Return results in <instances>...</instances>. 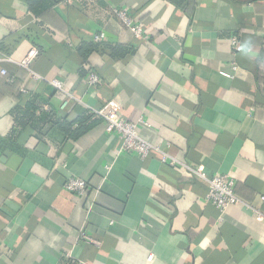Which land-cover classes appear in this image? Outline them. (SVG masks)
Segmentation results:
<instances>
[{
	"label": "crops",
	"instance_id": "0c3cea01",
	"mask_svg": "<svg viewBox=\"0 0 264 264\" xmlns=\"http://www.w3.org/2000/svg\"><path fill=\"white\" fill-rule=\"evenodd\" d=\"M112 99L242 203L221 215L160 152H120L93 112ZM0 264H264V0H0Z\"/></svg>",
	"mask_w": 264,
	"mask_h": 264
},
{
	"label": "built area",
	"instance_id": "2783aa9c",
	"mask_svg": "<svg viewBox=\"0 0 264 264\" xmlns=\"http://www.w3.org/2000/svg\"><path fill=\"white\" fill-rule=\"evenodd\" d=\"M114 13L127 28L133 31L136 37L143 36L144 28L142 24L136 20L135 16L130 15L122 9H114ZM101 39L102 35L95 36V40L99 41ZM233 41L235 44L237 38L235 37ZM36 55L37 50L34 49L30 51L28 55L20 61V65L30 69V65ZM237 68L235 64L233 69L237 70ZM2 73L6 74V71L3 70ZM99 82L100 76L98 73L95 71L90 72L88 85L93 87ZM48 83L57 91L66 93L68 96L67 101L74 98V96L65 90L64 84L60 79H51L48 80ZM21 90L26 92L25 88H21ZM93 112L97 117L103 119L105 129L108 133L114 134L121 139L120 152H132L141 159H145L152 151H158L162 155V162L168 163L173 167L181 168L191 173L197 180L204 182L208 187L206 199L219 210L221 215H223L230 206L242 203L235 192V181L232 177L227 174L210 176L201 167H195L171 157L165 150L157 147L140 135L138 123L130 122L121 115V103L119 101L112 99L103 107L94 109ZM140 123L148 126V123L144 119H141ZM66 188L78 195L87 194L89 189L87 182L77 177L70 178ZM82 236L87 237L83 232Z\"/></svg>",
	"mask_w": 264,
	"mask_h": 264
},
{
	"label": "trees",
	"instance_id": "16d2710c",
	"mask_svg": "<svg viewBox=\"0 0 264 264\" xmlns=\"http://www.w3.org/2000/svg\"><path fill=\"white\" fill-rule=\"evenodd\" d=\"M82 132H78L77 130L75 131V136L77 137L78 135H80Z\"/></svg>",
	"mask_w": 264,
	"mask_h": 264
}]
</instances>
